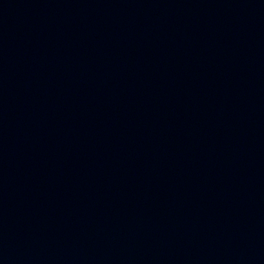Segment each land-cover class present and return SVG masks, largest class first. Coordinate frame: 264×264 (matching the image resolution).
<instances>
[{
  "label": "water",
  "instance_id": "obj_1",
  "mask_svg": "<svg viewBox=\"0 0 264 264\" xmlns=\"http://www.w3.org/2000/svg\"><path fill=\"white\" fill-rule=\"evenodd\" d=\"M0 264H264V0H0Z\"/></svg>",
  "mask_w": 264,
  "mask_h": 264
}]
</instances>
